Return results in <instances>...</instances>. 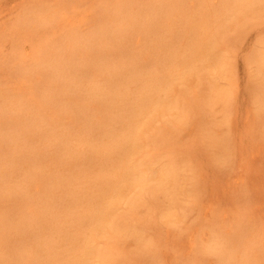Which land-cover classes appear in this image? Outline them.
<instances>
[{
    "label": "bare ground",
    "instance_id": "bare-ground-1",
    "mask_svg": "<svg viewBox=\"0 0 264 264\" xmlns=\"http://www.w3.org/2000/svg\"><path fill=\"white\" fill-rule=\"evenodd\" d=\"M33 3H35V1ZM39 3L31 5V2L30 8L23 9V11H21L23 13L19 12V15L23 16V18H21V16L18 17L14 24L15 32H9V36L11 38L13 36L14 38H12V40H17L16 38L22 39L21 41H14V44L12 43L15 45L14 48L17 46L15 54L11 57V61L15 64L12 63L14 66L12 65L13 67L11 69H7L8 66L6 67V64H2L0 67V73L5 75H2L3 79H0V196H4V198L5 195L14 196L10 191L13 193L11 189L17 188V186H14L15 184L12 186V184L17 181L14 179L17 173L16 170H19L20 173L21 171L22 173L25 172L24 174L26 175L22 177L26 178L27 176V181H25L26 184L24 183L26 188L23 185L27 192L22 193H25L27 197L29 195L27 198L26 196L24 197L23 194V198L28 199H26L27 201L24 200L27 202L26 205L24 204L25 208L20 206L22 208L20 209L19 205H15L20 202H17L16 196L14 198L16 201H13L15 203H12L13 206L9 204L8 207L12 208L15 205L18 206V209H16V207V210L12 208L11 210L13 211L7 214L2 211L4 216L0 214V218L4 217V221L12 222L11 226H14L11 227L13 242L17 241V243L23 244H21V250L19 249L20 247L15 250L11 248L10 250V247L7 249L6 246H0L2 248H0V264H8V262L12 261L30 262V264H77V262L80 264V256H84V253H81V248L85 245L83 246L81 244L82 242H79V238L84 236L83 233H81L82 235L79 234V231L89 227L88 225L91 223L88 221L91 222L94 215L92 208L95 209L102 201L105 202V200H107L105 197L111 194V191L114 189L113 186L116 184L118 185V180L122 177V171L124 170H122V168L125 165H130L131 162L129 163V161H131V158L129 159V157L131 155L129 153H133L131 151L134 150L131 148L132 150L128 151V153L126 149L129 146L128 143L133 142V132L138 131L135 127L139 129V122L144 120L142 119L143 117H141L143 116L142 112L151 118L149 114L152 113V111L149 112L144 110L146 105L148 107L150 102L159 105L163 93L166 94L167 92L169 96L167 101L172 97L170 102L172 101V105H174L173 102L177 103L176 105L178 106L177 108L176 105L171 106L172 110H177L179 108L186 109L187 107L184 108V105H190L191 103L189 102L192 99H196L197 102L196 100L194 101L196 103L200 100L199 103H202L201 108H206L207 110L212 104H218L220 102H218V100H220L218 98H221V96L218 97V91L212 93L215 94L217 100L215 97V99L212 97L214 95L209 96L208 83H203L204 85L199 87L201 89L203 86L208 85V89L201 90L202 92L198 91L199 89L197 92L192 91V95L193 92L198 93V98H200V93H202L200 99H197V96L195 97V95L192 96L191 94L187 96L186 92L188 93V91H185V86L189 83L191 78H189L188 75L193 77V73L196 72L198 84L202 83L200 81V76H202V74H200L201 72L198 73V71L202 63L204 61L205 63L207 62L205 57L207 54L205 52L207 51L208 54H211L210 50L215 48V43V45L218 46V43L223 41V39L227 41L230 39L229 37L227 39V36L223 37L219 35L220 32H223L225 27L224 24L222 25V19L224 21L225 18H229L228 16H232L233 18L231 19H233L235 23H240V26L247 25L249 29L255 28V30H257L258 26L262 25L260 16L261 0H57L55 4H52L49 0L47 3L43 1L45 5H39ZM26 7L27 6H25V8ZM225 23L228 24L227 21ZM45 24L47 25L45 26ZM43 25L45 26V31L43 30ZM235 27L236 25L234 26V30L237 28ZM260 30L263 31L264 27L262 26ZM238 31L236 33H238ZM243 32L245 33V31ZM11 34L13 35L11 36ZM226 35L231 34L227 33ZM245 35L247 34L245 33ZM240 36L241 35L237 37ZM226 40L224 42L225 46L227 45L226 43L229 42L231 45V42L233 43V40L235 41V39H232V41L229 40L228 42H226ZM241 41L242 40L238 42L241 44L243 42ZM10 42L13 41L10 39ZM26 42H31V44H33H30L28 49H25ZM238 42L236 45H239ZM220 45L219 48H225V46L220 47ZM230 48L232 47L230 46ZM214 52L212 51V54H214ZM217 55L219 54L217 53ZM217 55H212V57ZM208 56L212 58L211 55ZM258 56L261 55L258 54L257 57ZM257 57L256 59H259ZM263 60H261V62ZM191 65L197 66H195L194 69ZM203 65L206 64L203 63ZM262 65L260 66L264 71V62H262ZM186 67L190 69H186ZM204 67L202 66L201 69ZM193 69L195 72L190 71L189 73V70ZM185 70L187 71L183 73ZM204 70L203 71L207 74L208 70H206V68H204ZM186 73H189L186 76L189 80L187 83L185 82L184 85L183 83L187 79L183 77V75ZM197 73L200 74V76ZM257 74L258 73H255L254 75L256 76ZM259 74L257 76H260ZM262 74L264 73L262 72ZM220 76H222V74ZM257 76L254 80L258 79ZM16 78L21 81H17ZM11 79H15L16 83ZM175 81L181 87H184L185 93L180 91L181 93L183 92V96L180 92H178V94L175 92L180 89V86L177 87L178 89L175 87V91L174 87H171L172 84L173 86H177ZM195 84L197 85L196 82ZM212 84L213 83H211V85ZM260 84L261 83L258 85ZM196 85L194 87L189 86L192 89L195 88ZM213 89L211 87L209 90ZM204 95L212 97V100L208 98V96H206V98ZM185 96L187 98H185ZM188 98H190V100ZM186 99L187 102L184 101ZM191 105L190 107L188 106L189 110L195 107L193 105V107H191ZM222 105L227 107V105L223 103ZM196 106H201V104ZM229 106L230 105H228V107ZM151 108L152 107H150V109ZM180 109L178 112L181 111L182 113L183 109ZM188 109H186V113L183 112L184 114L182 113L180 115H188ZM225 109L228 110V108ZM176 110L174 111L176 112ZM193 110L194 109H191L190 111ZM178 112H176L177 116L179 115ZM179 118L181 117L179 116ZM166 122H164V124H167ZM171 123H173V121ZM141 124L143 125V123ZM168 124L167 126H169ZM143 126L145 127V125ZM205 126L208 127V125ZM159 128L163 130L160 129L161 131L158 134L159 137L155 136L154 139L157 141L159 140V142L163 140L164 142L162 143H167L165 144L166 146H173L170 140V131H166L167 129L165 130L163 127ZM172 129H174V127H172ZM176 129L178 131L177 126H175L174 131H176ZM167 135L170 139L165 142V137ZM210 135L213 134L210 133ZM214 136L215 135L212 136V141L216 140V138H213ZM176 137H178V135H176ZM176 137H174V139ZM134 140L136 139L134 138ZM142 140L143 139H141V141ZM218 141L219 140H216V143H218ZM139 146L140 144L137 145L138 148H135L138 150L144 149V146L143 149ZM149 147L151 146L149 145ZM157 147L158 146L155 148ZM140 152L139 154L142 155V152ZM153 152L155 153L154 150H152V153ZM220 155L219 153L218 156ZM140 157L138 156L137 158ZM150 157H147V160L144 157V161L146 160V162L144 163L142 161L143 164H145L142 166H148L146 164H149L152 160ZM137 158H134L135 162ZM170 161L167 164L165 163L167 167L163 171H166V173H164L172 177V181L178 180V165L175 160ZM78 162H80V164ZM135 162H133V164H135ZM127 163L129 164L127 165ZM154 163L153 161V165H156ZM15 165H17V167H15ZM80 165H85V169ZM149 168L147 167L148 170ZM98 169L99 172L96 171ZM107 170L115 173L106 175L110 173ZM151 171L152 170H150V177L152 178ZM144 172L145 171L142 172L136 182V193L133 192L134 196L133 194L131 196L128 194L130 197L135 198L136 195L144 194L143 196L147 198V196L152 197L151 195L157 194L155 197L156 199L154 198L156 203L158 202V198L159 200H163L162 198L164 197L168 198L171 204L175 202L174 199L176 197H174V188L169 189V185L166 186V184H163L161 187L157 186L158 184L153 186V181L150 180V177L148 178V173L146 172V174ZM165 174H163V177ZM167 178H163V181L168 183ZM24 180L25 179H23V182ZM160 181L161 180H159V182ZM17 182L19 183V181ZM124 186L126 187V185ZM25 189L24 191H26ZM122 191L123 190L119 192L123 193ZM14 192L16 193V191ZM19 193L21 194V191ZM114 193L116 192L114 191ZM20 196L22 198V195H19L18 198ZM125 197L127 198V196ZM138 197L136 199H138ZM144 197L141 196L140 198L143 199ZM134 198L132 199L133 203H135ZM140 198L137 202L142 200H140ZM127 199L128 201L130 200L129 198ZM3 200L5 201L6 198ZM142 201L145 203L147 202L145 200ZM8 202L10 203L11 201L9 200ZM64 202L69 204L66 206L70 208V214L66 212L67 210L65 209H68L66 206L61 208H64L65 211L63 210V212H66L67 215L69 214L71 219L68 223L57 224L58 221L66 220V217H61V214L65 213H58L59 211H56V208L60 206H58V204L62 203L61 205H63ZM144 202H141L140 205ZM2 203L3 202L0 204ZM5 203L7 202L5 201ZM5 203H3V206ZM133 203L132 205L135 206ZM162 203L163 202L160 204L162 205ZM215 203L216 202H214V205ZM102 205L103 204H101V206ZM216 205H218L215 208L216 211L212 208L213 206L211 207L212 209L209 208L212 211L208 209L209 212L207 210L211 214H216L213 219L208 222V217L205 215V219L207 220H204L205 222L203 221L204 223L202 222V225H200L201 220L199 221L201 230V226L205 225L206 228H210V231L213 229L214 234L210 236V240H207L205 243L200 238L199 241L194 240L195 242L192 248L194 247L197 253L196 260L216 258L200 255V249L202 246L214 247L217 241L223 237L230 242L231 246L223 251L218 257L219 259H250L259 261V258H261L262 244L258 229L260 231L261 228L253 226L250 222L246 228H243L241 221H239L241 218L237 219L236 222H233V218L231 223H229L230 221L227 222L224 218L226 214H224V217H221V214L223 216L225 210L219 213L218 209L220 211V207L222 206H220V204ZM71 208L78 211L81 210L78 208H84L89 212L92 210L93 212L90 214L93 215L92 217L88 216L89 212L87 213L84 209L82 210L85 213L81 210L80 212L82 213L80 214L79 212L73 211ZM117 208L119 207L117 206ZM117 208L114 207V209ZM131 208L133 209V207ZM198 208L200 209V206ZM222 209H224V206ZM25 210L28 213H24ZM58 210H60V208ZM5 211L7 212V210ZM98 213H100V211H98ZM75 214L76 216H78V214L81 216L76 217ZM49 215L53 217L55 224L49 219ZM116 215H114V217ZM130 215L128 217H130ZM15 216H17V218ZM123 216L119 217L121 219H118V221L116 217L113 219V216H108L113 219L114 223L116 221L120 223L119 225L114 224L111 226L115 227L112 228L113 231L111 232L112 235L114 234L113 238L114 236L115 238H119V235L124 232L126 225L128 224L127 226H129V221H133L134 219L137 220L135 214L133 220L126 218L127 215L124 216L125 218ZM95 218H97V216ZM112 219H108L110 222L107 221L112 224ZM125 219L129 221L127 222ZM136 220L134 221L136 222ZM147 220L149 219L147 218ZM125 221L127 222L126 224ZM134 221L132 223L136 225ZM3 223L5 222H0L1 225ZM70 223L72 225H70ZM7 225L9 224L7 223ZM69 225L70 227H68ZM226 227L231 228V232L229 231V233L225 235L222 232L227 229ZM8 228H10V226H8ZM200 228L198 227V229ZM201 230L197 232H200V234L203 233ZM76 231L77 235L75 234ZM94 232L95 231L92 233L95 235L96 233ZM109 232L110 231L107 233ZM127 232L130 234L129 231H125L122 237H125ZM7 233L10 234L5 230L4 235L11 236V234L8 235ZM99 233L101 235V232H98V234ZM197 234L200 235L199 233ZM198 235L196 240H198ZM137 238L139 239V236ZM138 239L137 241H140V239ZM10 242L13 243L11 240ZM113 247L116 248L115 246ZM120 250L122 251L121 247L118 251ZM109 251L111 252V250ZM142 253L144 254V252ZM196 253H194L195 256ZM145 254H147L146 257L149 256L147 260H150V252L149 254ZM107 257L106 254L98 256V261L102 259V262L99 261L101 262L100 264H112L111 258L110 262L107 260L105 263ZM154 257L155 255L153 258ZM140 258L143 257L140 256ZM118 259L120 260V258ZM41 260L42 262H40ZM115 261L117 260L115 259Z\"/></svg>",
    "mask_w": 264,
    "mask_h": 264
},
{
    "label": "rangeland",
    "instance_id": "rangeland-1",
    "mask_svg": "<svg viewBox=\"0 0 264 264\" xmlns=\"http://www.w3.org/2000/svg\"><path fill=\"white\" fill-rule=\"evenodd\" d=\"M34 1H35V3H33ZM34 1L33 0H0V67L2 64H6V67L8 66L7 69H11L14 66L13 64H15L13 61H11V59H12L11 57L15 54L17 46H16V48H14L15 45H13V44H14V41H17V40L21 41L22 39L16 38L17 40H12L13 34H11V36H12V38H11L9 36V32L10 31H11L10 33H13V31L15 32L14 24L17 21L18 17L21 16V15H19V12L23 11V9L24 10L28 9V7L29 8L31 7V5H34V4L39 3V2H41V3H39V5H41V4L45 5V3H47V1H49V0H39V1L34 0ZM43 1L45 3H43ZM50 1L52 4H55V2L57 0H55V1L50 0ZM31 2H32V4H31ZM25 6H27V7L25 8ZM42 12H43V10H42ZM21 13H23V12H21ZM228 17L229 18L228 19L225 18L224 21L222 19V22H223L222 25L224 24V26L226 28L224 27L223 32H220L219 35L223 36V37L227 36V39L229 37L230 38L229 40H231V41H232V39H235V41L236 40L237 41L235 42L233 40V43L230 41L231 42V45H230V43L228 42L229 40L227 41L225 39L226 42L229 43V44L226 43L227 44L226 46L229 45L228 47H226L224 45L225 40L223 39V41H221L218 44L220 45L221 43H223L220 45V47L225 46V48L224 47L219 48V45L218 46L215 45L216 43L214 42L215 48L213 50H210L211 54H208L207 51L205 52L207 54V56L211 55V57H212V55H215V54L217 55V53L219 55H217L218 57L214 56L215 58L217 57L216 59L214 57L210 58L209 56H208V58H209L208 59L207 56L205 55L207 62L205 63V61H204L203 63L206 64L207 66L203 65V63H202L200 70L198 71V73L201 72L200 74H202L203 77L197 73L202 78L201 79L198 76L202 83H200V81H199L200 84H198V82H197L198 81L197 75L195 74L196 72L194 70L195 66H197V65H195V66L191 65L194 67V69L189 70V73H190V71L195 72V73H193V77L191 75H188L189 73L188 74L186 73L183 75V77H185L187 80L183 79V80H185L184 83L182 82L183 80L181 81L185 85V82L187 83V81L191 77L189 80V83L186 84V86H185V91H188V93L186 92L187 96L189 94L192 95V91L197 92L198 89H199L198 91H201V90L203 91L205 89H208V87H207L208 85L203 86L201 89L199 88V87H201V85L208 83L209 89L211 87H212V89L214 88L213 90L208 89V91L210 93L209 96L214 95V96H212L214 98L215 94H212V93H215L216 91H218V94H219L218 97L221 96V98L220 97L218 98V99H220V100H218V102L219 101L220 102L218 104L217 103L212 104L207 110L206 108H201L202 103H199L200 100H198V103H196L197 100L195 99L196 102H194L195 100L192 99L193 101L191 100L192 102L190 101L189 103H191L193 106H195V107H193L190 104L191 107H193L191 109H194L193 111H190L191 109L190 110L188 109V106L190 107V105H188V104H186V106L184 105V108L187 107L186 109H188L187 111H189L187 113L188 115H180L183 112L186 113V109H183V108L180 109L179 108L180 110L183 109V112L181 113V111L178 112L179 109L176 110V109H174L175 107L173 108L174 110H176V112L179 113L178 116H177V113L174 110H172V108H171V106H174L177 103L173 102L174 105H172V103H171L172 101L170 102V99L172 100V97L170 99H168V101H167V98L169 97L167 95L168 92L166 94L163 93V97L160 98L162 100H161V103L159 105L157 103H155V104H157V105H155L154 102H150V104L148 106L149 108L146 105V108H144V110L149 111V112L152 111V113L149 114L151 116V118L146 116L142 112L143 116H141V117H143L142 119H144L143 121H145V122H143L141 117H140V120L142 122H139V129L137 127H135L140 132H138V131H137L138 133L135 131L133 132L134 135H132V139H133L132 141L134 143L129 142L128 143L129 146L126 149L127 152L131 151L132 149L134 150V151H131L133 153L128 152L131 155L129 157V159L131 158L130 159L131 161H129V163L131 162L133 164V162H135L134 158H137L138 156L142 157V155H143V157H142L143 159L141 157L137 158L136 159L137 163L135 162V164H133V165L130 163L131 166L125 165L122 168V170L124 169L122 171L123 172L121 175L122 177L118 180V182L120 184L118 183V185L116 184L115 186L112 185L114 188L112 190L113 194L111 191L112 195L110 194L111 195L110 196L108 194L107 197H105V199H107V200L104 199L106 203L104 201H102L100 203V205L98 204L99 205L98 207H95V209L92 208L94 211V215L97 214L98 211H100L101 214L98 213L97 215L94 216L93 214H90L93 212L92 210L89 212V211L85 210L84 208H78L81 210L84 209L85 211H87V213L89 212L88 216L92 217V215H93L92 218L94 220L93 221L91 219L92 220L91 222L88 221L89 223H91L90 225H88L89 226L88 228L86 227L85 229H82L79 231V234H81V233L84 234V236H82V238H79L80 239L79 242L80 243L82 242L81 244L83 246L85 245L84 247L80 246V247H83V248H81L82 249L81 253L83 252L84 256H85L84 257L80 253V255H81L80 256L81 260H79V261H81L80 264H100L102 262L101 261L102 259L99 260V261H101V262H99L98 256L103 255V254H106L108 256L107 259H105L106 260L105 263L107 262V260L110 262V258H111L112 264H114L115 262L117 263L119 261L129 262L132 260L133 261L134 260L143 261L144 264H172V262H177V261L179 262L181 260H196L197 259L196 258L197 253L194 250L195 248L194 247L192 248L193 243L195 241H199V238L202 239V241L205 243L207 240H210V238H211L210 236H212L214 234L213 229L211 230L213 232H211L210 228H206L205 225H203V226H201L202 227V230H201L200 225H202L205 222L204 220L208 219V222H209L211 219H213L215 217L216 214L214 215V213L213 214L209 213L210 212L209 210H211L212 208L215 209L218 206L216 204H220V206H222V207L224 206V209H222V207H220V211L218 209V212L220 213L221 211L225 210L223 212V216L221 214V217H224L225 216L224 214H226L227 217L225 216L224 218L226 219L227 222L230 221L229 223H231L233 221L232 218L234 219L233 222H236L237 219L241 218L239 221H241V225L243 226V228H246L249 225V222L252 223L253 226L261 228L260 231L258 229V233H260L259 235L261 237V244H262V216H264V94H262L261 89H262V85H264V74H262V72L264 73V71L262 70L263 68H261L260 65H262V62H264V60H263L264 59V30L263 31L260 30L262 28V25L257 27L258 31L255 30V28H252L254 30H252L251 28L249 29V27L247 25H242L243 26L242 27V26H240V23H235V21H233V19H231V18H233L232 16H228ZM21 18H23V16H21ZM47 20H48V18H47ZM226 21L228 22V24L225 23ZM46 25L47 24H45V26ZM235 25L237 27V28L236 27L235 28L238 29L239 31L236 29L234 30ZM11 26L13 29L11 28ZM45 26L43 25V28ZM239 26L242 28H240ZM232 29H233V31H232ZM43 30L45 31V28ZM237 31H238V33H236ZM243 31H245V33L247 35H245V33ZM227 33L231 34V35H226ZM239 35H241V36L237 37ZM7 36H8V38H7ZM10 39L13 42H10ZM243 39H245V40H243ZM261 39H262V41H261ZM240 40L243 41V42L241 41L243 44L239 43ZM237 42L239 43V45H236ZM30 44H31V42L30 43L26 42L24 48L28 49ZM233 45H234V47H233ZM230 46L232 48H230ZM212 51L213 52L215 51L214 54H212ZM208 52H209V50H208ZM251 53H253V54H251ZM257 53L261 56L257 57V55H258ZM253 56H255V57H253ZM256 57L259 59H256ZM214 60H215V62H214ZM219 60H221L222 62ZM261 60H263V61L261 62ZM257 62H258V64H257ZM10 64H11V66H10ZM217 64H219V65H217ZM210 65H211V68H210ZM202 66L203 67L205 66L204 68H206V70H208L207 74L204 72L205 71L204 68L201 69ZM189 67H190V65H189ZM189 67H186V69H190ZM186 71L187 70H185L183 73H185ZM259 72H260V74H259ZM220 73L222 74V76H220L221 75ZM255 73H258L261 76V77L257 76L258 74L256 75L257 78L260 79L261 81L258 79L254 80V79H256V76L254 75ZM2 75H4V74L0 73V79H3ZM187 75L189 78L186 77ZM209 76H211V77H209ZM205 77H206V79H205ZM22 78H24V77H22ZM209 79H211V80H209ZM11 80L15 82V79H11ZM208 80H209V82H208ZM17 81H21V80L17 79ZM195 82L197 83V85L195 84ZM258 82L261 84L258 85L259 84ZM175 83H176V81H175ZM211 83H213V84L211 85ZM176 84H177V86H173V84L171 86V87H174V91L176 90L175 87L177 88L178 86H180L178 83H176ZM183 84H181V85H183ZM189 85L191 87H194L196 85V87L191 89ZM249 85H251V89H249ZM204 87H206V88H204ZM179 88L181 90L177 88L179 91L178 90L175 91V92H177V94L180 91L184 92V87L180 86ZM193 89H196V90H193ZM183 92L182 93L180 92L182 94V96H183ZM225 92H226V95H225ZM169 93H170V91H169ZM200 94L202 95V93H200ZM193 95H195V97L197 96L196 97L197 99L201 98V95H200V98H198V96H199L198 93L193 92ZM204 96L206 97L208 95H204ZM209 96H208V98H211V100H212V97H209ZM185 98H187V97L185 96ZM188 99L190 100V98H188ZM216 100H217V98H216ZM166 101H167V103H166ZM173 101H174V98H173ZM184 101L187 102V99ZM168 103L171 105H169ZM222 103L227 105V107L226 106L224 107L222 105ZM200 104H201V106H196V105H200ZM213 105H214V107H213ZM228 105H230V106L228 107ZM150 107H152V108L150 109ZM177 107L178 106L176 105V108ZM198 107H200V108H198ZM225 108H228V110ZM156 113H158V114H156ZM159 113L160 114L163 113V114L160 115ZM207 115H209V116H207ZM179 116L182 119L179 118ZM183 116H185V117H183ZM144 117H146V118H144ZM145 119H147V120H145ZM174 120H176L178 122V124ZM208 120H209V122L212 121V122H210L211 124L208 122ZM162 121H163V123H162ZM172 121H173V123H171ZM164 122H166L167 124L169 123L168 124L169 126H167V124H164ZM141 123H143V125H145V127L147 126L146 129ZM174 123L177 125H175ZM213 124H214V126H213ZM205 125H208V127ZM165 126H167V127H165ZM175 126L178 127V131H177V129H176V131H174ZM159 127H163L165 130L167 129L166 131H168V132L170 131L171 135L170 134L169 135L171 136L170 137L171 139L167 135L165 137V140H166L165 142H167L170 139L173 146H171V145L166 146L165 144H167V143H162V142H164L163 140H160L161 142H159V140L157 141L156 139H154L155 136L159 137V135H158L159 132L161 130H163ZM172 127H174V129H172ZM142 128H144L145 130ZM141 129H142V131H141ZM208 131L211 134L215 135L213 138H216V140H219L218 143L221 141L220 142L221 144L216 143L215 139H213L215 141H212L211 139H212L213 135H210V133ZM144 132H146V133H144ZM154 132H155V134H154ZM145 134H146V136H145ZM176 135H178V137H176ZM216 136H218V137H216ZM174 137H176V138L174 139ZM134 138L136 140H134ZM70 139H71V137H70ZM141 139H143V140L141 141ZM158 139H160V138H158ZM137 140L139 143L137 142ZM173 140H175L176 142ZM146 142H147V144H146ZM138 144H140L139 147L140 148L142 147V149L144 146V149H143L144 151L137 149ZM159 144H162V145H159ZM149 145L151 147H149ZM156 146H158V147L155 148ZM220 146H221V148H220ZM135 147H137V148H135ZM175 147H176V149H175ZM150 148L152 150H154L155 153L154 152L152 153V150ZM135 151H136V153H135ZM138 151L139 152L143 151L142 155L139 154ZM146 151H149V152H146ZM137 152L139 155L137 154ZM150 153L153 154V155L151 154L153 157L151 155H148ZM219 153L221 154L220 155L221 157L218 156ZM155 155H157V156H155ZM226 155H228V156H226ZM144 157L146 158V160L148 159L147 157H150L152 159L150 161L151 163L149 162V164H146V165H148L146 167L142 166V165H145V164H143V162L144 163L146 162V160L144 161V159H145ZM176 157H178L179 159ZM139 160H141V161H139ZM170 160H175L177 165H178V167H177L178 174H179L178 178H177L178 180L172 181L171 180L172 177L165 174L166 171H163L167 167L166 164L169 163ZM153 161L155 162L154 164H156V165H153ZM78 163L80 164V162H78ZM129 163H127V165ZM81 164H83V163H81ZM84 166L85 165H83L81 167L83 168ZM15 167H17V165H15ZM15 167H13V168H15ZM147 167L148 168L150 167L149 170L147 169ZM83 169H85V167ZM147 170H148V172H147ZM150 170H152L151 171L152 172V175H151L152 178L150 177V174H151ZM96 171L99 172V169ZM107 171H109V170H107ZM126 171H127V173H126ZM143 171H145L144 173H146V172L148 173V174L147 173L146 174L148 175V178L150 177V180L153 181L152 182L154 184L153 186L158 184L157 186L161 187L163 184L164 185L166 184V186L169 185L168 186L169 189L174 188L173 189V192L175 194L174 197H176L174 199L175 202H173L171 204V202L168 198H165V197L162 198L165 201H163L161 199L159 200V198H158V202H160V203L163 202L161 205L160 203H158V202L156 203V201H155V199H156L155 197L157 196V194L151 195L152 197H148L146 195L147 198L144 197L143 196L144 194H143V195H138L140 197L141 196L144 197L143 199L138 197L137 195L135 196V198L133 197L134 202H135V203H133V200H132L133 198L130 196L132 194L134 196V193H136V189H137L135 187L137 185L136 182L138 180V177L142 174ZM16 172L17 173L14 176L15 177L14 179H15V181L16 180L19 181V183L21 185L17 181L12 184V186L15 184L14 186H17V188L15 187L16 190H15V188L11 189L13 191V193L10 191V193L14 195L13 197H11L12 195L11 196L5 195V198H6L5 201L8 204L5 203V201L3 200V199H5L4 196L3 197L0 196V197H2V198H0V203L3 202V203H5V205L7 204L6 206L5 205L3 206V203L0 204V212H1L0 214L1 215L3 213L7 214L8 212L13 211V210H11L12 208H14V210L18 209L17 208L18 206H15V205H19V207L21 206L22 208H25L24 204L25 205L27 204V202H25V201L28 200L27 198L29 197V195L27 197V195L25 193H22V192H27V190L25 189L26 188L25 181H27V176H26V178L22 177V176L26 175V174H24L25 172L22 173V171H21V173H20L19 170L18 171L16 170ZM109 172L110 173H107L106 175H108V174L112 175L111 173H113V174L115 173L112 171H109ZM6 173H7V171H6ZM17 174H18V176H17ZM19 174H20V177H19ZM22 174H24V175H22ZM163 174H165L166 177L165 176L163 177ZM163 178H167L168 183L166 181H163ZM23 179H25L24 182H23ZM159 180H161L160 181L161 183L159 182ZM151 181H150V183H151ZM23 185L25 188L23 187ZM124 185H126V187ZM197 185H198V187H197ZM198 188H199V190H198ZM24 189L26 191H24ZM127 189H129L130 191ZM19 190L21 191V194L19 193L20 192ZM121 190H123L122 191L123 193H120ZM14 191H16V193ZM114 191L116 193H114ZM23 194H24V197L25 196L27 197L26 198L27 200L25 198H23ZM19 195H22L23 200H22L21 196L18 198ZM16 196H17L16 200H18L17 202L20 201L19 202L20 204L16 203L14 205V207H12V208L8 207L9 204H11V206H13L12 203H15L13 201H16L14 199ZM125 196H127V198H129L131 201L130 200L128 201V199ZM7 197H11L14 200H12L11 198H7ZM137 197H138V199L140 198V200L142 199V200H145L147 202L145 203L142 200L137 202V200H138V199H136ZM150 199H153V200H150ZM7 200L8 201L10 200L11 202L9 203ZM123 200H124V202H123ZM22 202H25V203H22ZM121 202L124 204H122ZM141 202H144V203L142 205H140ZM214 202H216L215 205H214ZM132 203L135 204V206H133ZM147 203L148 204L151 203V204H149L150 206ZM61 204L59 203L58 206L59 205L60 206L56 208L57 209L56 211H59L58 213L63 212L64 208H61V207L69 205L66 202H64L63 205H61ZM101 204H103L102 206L104 208L101 206ZM156 204L159 206H157ZM120 205H121V207H120ZM113 206L116 208L118 206L119 208L114 209ZM199 206H200V209L198 208ZM6 207H8V208H6ZM15 207H16V209H15ZM21 207H20V209H22ZM66 207L68 208V206H66ZM111 207L113 208V210ZM131 207H133V209ZM59 208H60V210H58ZM209 208H211V209H209ZM71 209H73V208H71ZM5 210H7V212ZM65 210H67L66 212L70 214V212H71L70 208L65 209ZM81 210L78 211V210L73 209V211L79 212L80 214L82 213V212H80ZM102 210H104V211H102ZM2 211H4V212L2 213ZM32 211H33V209H32ZM32 211H31V213H32ZM214 211H216V209ZM66 212H63L65 214H61V217H64V218L66 217V220L65 221L56 220V221H58V223L56 222L57 224L68 223V221L71 219V217L69 214L67 215ZM24 213H28V212H26V210H25ZM83 213H85V212L83 211ZM120 213H122V214H120ZM204 213H206V214H204ZM80 214H78V216H81ZM116 214H118V215H116ZM134 214H135V216H137L136 217L137 220L134 219L135 218ZM208 214H209V216H208ZM62 215H64V216H62ZM114 215H116L115 217H116L117 221H118V219L120 220L121 218H119V217H122L123 215L124 216L127 215L126 218H128L130 220H133V219L136 220V222L133 220L136 223V225H135L134 223H132L133 221H129V220L125 219L127 222L129 221L128 222L129 226H127L128 224L126 225L124 232L129 231L130 234L127 232L128 234L126 233L125 234L126 236L122 237V235L124 233L123 232L119 235V238H115V236L113 238L114 234L112 235L111 232L113 231L112 228H115V227L114 226L111 227V226L114 224H118V225L120 224L117 221L115 223L113 222V219L115 218ZM129 215L132 219L130 217H128ZM205 215H207V217H208L207 219H205L206 218ZM3 216H4V214H3ZM71 216H73V215H71ZM75 216H76V214H75ZM75 216H73V217H75ZM78 216H76V217H78ZM96 216H97V218H95ZM108 216L112 217L113 219L109 218ZM200 216H201V218H200ZM15 217L17 218V216H15ZM48 217H49V219H51L52 222H54L53 224H55L53 217L51 215H49ZM197 217H198V219H197ZM3 218L2 217L0 218V222L1 221L5 222L2 225L0 224V229H1L0 232L1 233L3 232L2 234L0 233V244H1L0 246L1 247L6 246L7 249H9V247H10V250H11V248H13L12 250H15V249H18L20 247L19 249L21 250L22 249L21 246L23 244L21 243L22 244L21 245V244H19V242L17 243V241L13 242V237L11 234L12 233L11 227H14V226H11L12 222L4 221ZM147 218L149 220H147ZM108 219H110V220L112 219V222H111L112 224L109 223L110 220H108ZM126 221H125V224L127 223ZM199 221L201 223L200 225H199ZM98 222H99V224H98ZM7 223L9 225H7ZM132 224H133L134 228L132 227ZM70 225H72V224L70 223ZM70 225L68 227H70ZM8 226H10V228H8ZM68 227H67V229H68ZM104 227H105V229H104ZM130 227L132 228V230ZM198 227L200 229H198ZM2 228H3V230H2ZM226 228L227 229L222 232L225 235L227 233H229V231L231 232V228H228V227H226ZM138 229H139V231H138ZM203 229H205V230H203ZM5 230L8 231L11 234V236L4 235ZM200 230L203 233L200 234V232H197ZM91 231L92 232L95 231L94 233H96V234L94 235ZM108 231H110V232L107 233ZM114 231H115V229H114ZM85 232H86V234H85ZM98 232H101V235H100V233L98 234ZM197 233H199L200 235H198ZM10 234H8V235H10ZM75 234L77 235V231L75 232ZM197 235H198V240H196ZM138 236H139L140 241H137ZM10 240L14 244L11 243ZM80 243H79V245H80ZM109 243H110V245H109ZM113 246H115L116 248H114ZM109 247H111V248H109ZM120 247L122 248V251L121 250L118 251L120 249ZM1 249H0V251H1ZM109 250H111V252ZM102 251H103V253H102ZM148 251L150 252V257H151V259L149 258L150 260H147V258L149 256L146 257L147 254H145V253L149 254ZM142 252H144V254ZM153 252H154V254H153ZM135 253H137V254H135ZM194 253H196V256ZM121 254H123V255H121ZM154 255H155V257H154L155 259L153 258ZM111 256L113 257V259ZM140 256L143 258H140ZM118 258H120V260ZM257 258H259V257H257ZM115 259L117 261H115ZM259 259H261V258H259ZM40 262H42V260Z\"/></svg>",
    "mask_w": 264,
    "mask_h": 264
},
{
    "label": "snow or ice",
    "instance_id": "snow-or-ice-1",
    "mask_svg": "<svg viewBox=\"0 0 264 264\" xmlns=\"http://www.w3.org/2000/svg\"><path fill=\"white\" fill-rule=\"evenodd\" d=\"M261 24L264 26V0H261ZM249 89H251V85H249ZM262 94H264V85H262ZM230 242L221 237L216 245L213 246H202L200 249V255L204 257H216L214 259H202V260H184L179 262H172V264H264V216H262V246H261V259L259 261L250 260V259H236V260H222L218 257L223 253L225 249L230 247ZM8 264H30V262L23 261H12L8 262ZM79 264V262H77ZM117 264H144L143 261L134 260L129 262H117Z\"/></svg>",
    "mask_w": 264,
    "mask_h": 264
}]
</instances>
